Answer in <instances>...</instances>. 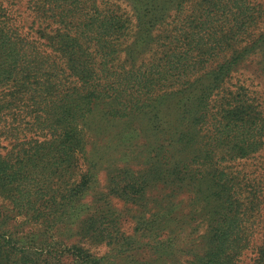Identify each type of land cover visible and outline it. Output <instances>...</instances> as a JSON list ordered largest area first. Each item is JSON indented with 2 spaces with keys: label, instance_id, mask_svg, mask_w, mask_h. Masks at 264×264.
<instances>
[{
  "label": "trees",
  "instance_id": "trees-1",
  "mask_svg": "<svg viewBox=\"0 0 264 264\" xmlns=\"http://www.w3.org/2000/svg\"><path fill=\"white\" fill-rule=\"evenodd\" d=\"M243 68L264 76V0H0V264H264V104Z\"/></svg>",
  "mask_w": 264,
  "mask_h": 264
},
{
  "label": "rangeland",
  "instance_id": "rangeland-1",
  "mask_svg": "<svg viewBox=\"0 0 264 264\" xmlns=\"http://www.w3.org/2000/svg\"><path fill=\"white\" fill-rule=\"evenodd\" d=\"M238 78L250 80V82H253L255 85V89L262 96L263 104H264V76L261 75V73H259V74L256 73L255 68H250V69L243 68L239 72ZM263 155H264V152H263ZM128 161H131V160L130 159H126V160L123 159L122 162L118 163V165H120L121 167H125V165H129L130 167H132L135 170L137 175L144 174L146 172L145 169H147V168L144 165H142V164L137 165L133 161H131V163H129ZM106 165L107 164H105V167L100 170V172L97 176V178H98L97 191L101 192V193H105L107 195V198L109 200L110 205L115 210L122 213L123 223H122L121 227H122L123 231H125L126 233L129 234L132 232V230L134 228L135 218L138 215V208L136 206H134V204L127 202L122 198H118L115 195H110L109 191H110V187H111L110 184L111 183L109 181V178L111 176L108 177V172H107L108 168L106 167ZM85 169H86V166L81 161L80 165H78V167L76 169V172H74V173L75 174L77 173V175H80ZM161 187L162 186L159 185L157 188L150 191L149 194L151 195V197L158 196L160 194ZM3 203L6 204V206H8V204L6 202H3V200L0 198V205ZM5 211H6V213L10 214L9 217H6L5 221H6L8 228L11 231H22V230L28 231V230H30L31 226L29 224H25L23 227V222H24L23 216H15L13 213H11V210H5ZM4 218L5 217L3 216V218H1V219H4ZM85 246L87 248H89L93 253H95L99 256L104 255L108 251V248L104 244H102V245L85 244Z\"/></svg>",
  "mask_w": 264,
  "mask_h": 264
}]
</instances>
